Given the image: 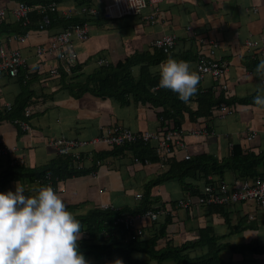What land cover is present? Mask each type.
<instances>
[{
  "label": "crops",
  "instance_id": "crops-1",
  "mask_svg": "<svg viewBox=\"0 0 264 264\" xmlns=\"http://www.w3.org/2000/svg\"><path fill=\"white\" fill-rule=\"evenodd\" d=\"M88 1L59 0L47 4L35 1L34 7L55 4L57 11L43 12V8H37L26 22L17 23L12 19L0 25V46L7 50H20L25 59L18 78H0V112L10 111L22 93L30 97L27 109L31 112L29 117L24 115L23 119L12 122L0 120V150H14L12 154L0 157V174L13 164L34 168L56 161L59 156L52 145L55 139L90 140L104 135L107 129L113 127H124L134 132L159 130L166 122H163L153 107L136 105L134 102L122 105L114 99L98 97L90 92L79 95V86L86 82L87 75L101 68L95 64L100 57L106 58L109 65L116 66L135 55H153L155 50L152 42L164 35L173 34L177 37V45L171 57L190 62L193 70L198 72L202 57L218 61L227 68L219 82L210 76L200 82L198 89L201 92L213 90L218 95L224 94L227 99L253 100L257 86L261 83L255 67L264 57L260 56L258 49L251 52L245 42L264 39V0L165 2L160 5L157 21L153 24L147 21V17L152 15V8L145 10L139 17L113 21L96 18L89 22V40L75 41L78 54L76 69L68 72L60 57L54 53L39 57L36 49L49 44L63 29L60 23L53 25V19L56 16L67 19L66 14H70L75 25L81 24L83 20L77 11L80 6H87L85 4ZM21 2L26 3L23 0H0V9L11 10ZM107 2L93 0V5L103 10ZM46 13L51 17L50 25L43 24ZM21 37L25 40L20 41L18 38ZM212 49H215L213 55ZM163 56L159 63L153 65H149L146 60L135 62L132 65L134 75L138 77L142 67L150 66V70L159 76L156 67L169 57ZM52 69L59 71V78L46 76ZM187 106L190 111H198L197 97L194 96ZM226 107L232 113L225 119L220 117L219 109L214 112L215 118L218 117L214 120L204 117L193 120L185 112L181 124L185 134L184 149L179 154L191 157L190 154L206 153L223 160L238 145L242 152L264 156V108L254 104L240 106L237 110L228 105ZM23 124H27L28 128ZM252 133L256 134L255 139L248 141ZM88 150L85 148L80 151L82 163L79 169H91L95 164L97 169L85 176L61 182L57 188L67 210L75 217L84 216L97 208L137 209L142 199L137 196L143 197L146 185L170 168V163L162 168L160 163L155 164L149 160L143 164L132 150H125L122 156H110L100 162H95L89 154L88 161L83 163L81 156ZM108 150L111 149L105 146L96 149L99 152ZM162 157L164 162L172 159ZM177 158L184 160L186 156L179 155ZM257 171L264 175V160L260 162ZM225 177L229 182L241 181L231 171H227ZM196 182L200 183L189 179L183 183L170 180L152 187L149 204L159 213V218L156 222H144L145 235L138 242H147L159 236L161 233L154 232L151 227L157 222L164 224L168 217L170 220L163 227V238L155 244L157 251L166 247L181 248L189 245L183 255L197 259L221 247L219 256L226 264H264V252L261 251L264 249V210L252 203L235 205L228 208L226 213L216 210L222 207L220 205L206 208L200 206L197 203L199 193L193 188ZM17 183L24 190L31 188L33 194L41 187L36 183L30 185L27 180L16 181L11 183L8 191L15 192ZM202 188L200 184L199 190ZM123 236L125 239L128 234L124 233ZM248 245L260 251L222 249L224 246L237 248ZM137 253L140 258H135ZM117 258L123 264H176L172 259L159 261L140 251H134L129 258L123 254L90 258L88 264H110Z\"/></svg>",
  "mask_w": 264,
  "mask_h": 264
},
{
  "label": "trees",
  "instance_id": "trees-1",
  "mask_svg": "<svg viewBox=\"0 0 264 264\" xmlns=\"http://www.w3.org/2000/svg\"><path fill=\"white\" fill-rule=\"evenodd\" d=\"M23 1H26L27 5L34 7V4H36L35 1H41V3L47 4L51 3V1L58 2L59 0ZM85 5L94 6L93 0L88 1ZM48 6L49 5H45L44 7ZM100 11L102 12L103 10ZM99 18L103 17L100 16ZM94 19L95 18L82 19L83 21H81L89 22ZM58 23L63 25L61 32L66 30L69 26L75 25L73 19H60L56 16L53 19L52 24L55 25ZM163 58L164 56L162 55V52L155 50L153 55H135L119 65L101 67L86 76V82L79 86L81 90L79 95L90 92L98 97L114 99L122 105H130L131 102H134L136 105L151 106L158 111V115L161 117L163 122H166V124L159 128L163 130H182L181 124L184 119L185 112H188L193 120L199 117H204L205 119L213 118L214 120L218 118H215L216 116L214 115V112L221 106L226 107L228 105L233 110H237L240 106L253 105V100L251 99H227L224 94L218 95L213 90L201 92L200 89H198L197 94L195 95L199 102L198 111H190L187 104L183 103L179 99L177 93L158 87L159 76H156L155 73L150 70V66L142 67L141 73L138 77L134 75L132 65L135 64V62L139 60H146L149 61V65H153L159 63ZM29 99L30 97L27 93L19 95L10 111L0 112V120L12 122L17 119H23L25 110L29 105ZM156 146L157 145L155 143L146 144L139 141L133 145L123 148H110L111 150L108 151L99 152L92 150L91 155L95 162H100L110 156H122L125 150H132L133 154L140 159L143 164L146 163V160H149L152 163L155 162V164L160 163V167L162 168L164 165L170 163V168L166 173L146 185L140 206H138L137 209L133 210L129 207H124L116 210L111 208L103 210L97 208L91 210L84 216H76V219L81 222L82 231L81 239L78 242L79 251L84 255L85 259L90 256H94L95 258H104L114 254H123L129 258L134 251H140L149 254L151 257H154L159 261L172 259L176 262V264H226L219 256L221 247H218L219 250H212L208 255L197 259H192L183 255V251L186 250L189 245H185L181 248L166 247L157 251L155 249V244L157 240L163 238V227L167 225L169 223L168 220H170L168 217L164 224L162 222H157L151 227L154 232H160L161 234L147 242H138V239H136L125 243L123 236L124 231L120 232L116 228L117 226H115V221L120 217L145 214L149 211L156 212L149 204L151 200L150 192L152 187L160 185L164 181L179 180L181 183H183L186 179L199 181L200 183L198 184L196 182V185L193 188H195L199 193L197 196L201 197L203 195V188L201 191L199 190L200 184L204 187L207 184H215L218 181H225L229 185H233L235 181L229 182L225 179L227 171L236 173L238 179L241 181L256 178L264 179L263 173H259L257 171L260 162L264 160V156L257 157L254 153L242 152V149L236 145L233 152H231V155L223 160H220L215 156L202 153L190 154V160H178L177 157H179V155H185L176 154V157L174 156L171 159L172 161L169 160L164 162L161 159V156L158 155L159 153H156ZM89 154V152H83L81 156L83 163L88 161ZM95 162L93 164H95ZM80 163H82L81 160L77 161L71 156H59L56 161L34 168L25 167L20 164H13L0 174V192L6 193L9 186L13 182L26 180L30 185H51L54 190H57L58 185L61 182H66L74 177L82 175L85 176L97 169L96 164H92L93 166L91 169H79ZM82 167H85V165ZM209 176H212V181L208 179ZM24 194L35 195L36 193L33 194V190L29 188L28 190H25ZM227 209L228 207L226 206L216 208V210L220 213L225 212ZM222 249H228L231 251H260L259 248H255L253 245L237 248L224 246ZM261 251L264 252V249H261Z\"/></svg>",
  "mask_w": 264,
  "mask_h": 264
},
{
  "label": "built area",
  "instance_id": "built-area-1",
  "mask_svg": "<svg viewBox=\"0 0 264 264\" xmlns=\"http://www.w3.org/2000/svg\"><path fill=\"white\" fill-rule=\"evenodd\" d=\"M107 4L101 12L96 6H80L77 15L81 19L99 18L108 21L120 20L127 17H139L145 10L152 8V15L147 17L150 23H156L159 7L165 2L175 0H107ZM43 8V12H56L57 6L51 4L48 7H31L26 3H19L15 8L0 9V25L9 23L10 20L15 22L28 21L29 15L35 10ZM49 14V13H48ZM47 13L43 17L45 25L51 24V17ZM70 14H66V18L70 19ZM90 22V21H89ZM84 21L81 24L69 26L66 30L55 35L49 44L39 46L36 53L39 57H44L47 54H57L62 61V64L68 72L72 71L78 62V54L76 52L75 41L86 42L90 38V24ZM24 41L25 38H18ZM177 37L173 34L164 35L152 42V47L155 50L162 52L165 56H170L177 45ZM245 46L253 52L258 49L261 57H264V39L261 41L248 40ZM215 47V45H214ZM213 47V48H214ZM215 53V49L211 50V55ZM211 58V57H209ZM95 64L98 67H107L110 62L106 58L100 57ZM25 65V59L20 50H7L0 46V78L6 76L15 79L19 76V71ZM227 68L218 61L208 60L203 58L198 66V73L201 77L200 82L204 81L210 76L215 82H219L225 75ZM48 78H59V71L52 69L46 75ZM232 113V110L225 106L219 108V115L225 119ZM30 110L25 111V116L29 117ZM28 128L27 124H23ZM195 135L199 132H193ZM184 132L182 130H163L159 129L154 132H134L131 129L124 127H113L107 129L102 136L92 138L90 140H69L66 138H59L52 141L53 147L56 149L59 156H71L77 161H80V151L88 148L90 156L92 150H96L99 146L107 148L127 147L139 141L146 144L155 143L156 150L162 158H173L176 154L184 149ZM256 134L252 133L247 140L255 139ZM13 149L0 150V157L13 153ZM186 160H190L189 155H185ZM20 161H23L22 159ZM211 180V179H210ZM212 181V180H211ZM203 195L197 199V203L203 207L211 205H220L231 208L239 204H256L259 208L264 210V179L256 178L252 180H243L239 183L229 185L225 181H218L217 183L207 184L202 189ZM138 199L142 196L138 195ZM191 202V201H190ZM189 202V203H190ZM188 203V204H189ZM186 205V204H181ZM159 218L158 212L149 211L145 214L135 216L120 217L115 221L116 228L128 234L124 239L125 243L131 240L140 239L145 235L144 222L149 220L151 223L156 222Z\"/></svg>",
  "mask_w": 264,
  "mask_h": 264
},
{
  "label": "clouds",
  "instance_id": "clouds-1",
  "mask_svg": "<svg viewBox=\"0 0 264 264\" xmlns=\"http://www.w3.org/2000/svg\"><path fill=\"white\" fill-rule=\"evenodd\" d=\"M159 88L171 90L191 103L197 94L200 75L190 62L169 56L157 67ZM261 83L253 104L264 108V59L255 67ZM0 192V264H88L79 251L81 222L67 210L63 197L51 185L41 186L35 195ZM140 258V254H135ZM110 264H123L119 258Z\"/></svg>",
  "mask_w": 264,
  "mask_h": 264
},
{
  "label": "rangeland",
  "instance_id": "rangeland-1",
  "mask_svg": "<svg viewBox=\"0 0 264 264\" xmlns=\"http://www.w3.org/2000/svg\"><path fill=\"white\" fill-rule=\"evenodd\" d=\"M90 258H94V256H90V257L86 258V260L89 261Z\"/></svg>",
  "mask_w": 264,
  "mask_h": 264
}]
</instances>
